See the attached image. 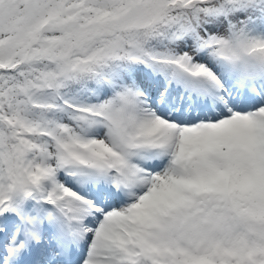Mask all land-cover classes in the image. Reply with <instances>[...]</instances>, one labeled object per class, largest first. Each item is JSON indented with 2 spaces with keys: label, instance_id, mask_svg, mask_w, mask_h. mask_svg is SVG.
<instances>
[{
  "label": "snow or ice",
  "instance_id": "obj_1",
  "mask_svg": "<svg viewBox=\"0 0 264 264\" xmlns=\"http://www.w3.org/2000/svg\"><path fill=\"white\" fill-rule=\"evenodd\" d=\"M0 264H264V0H0Z\"/></svg>",
  "mask_w": 264,
  "mask_h": 264
}]
</instances>
